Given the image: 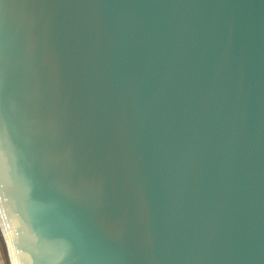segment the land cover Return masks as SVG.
<instances>
[{"label": "water", "instance_id": "1", "mask_svg": "<svg viewBox=\"0 0 264 264\" xmlns=\"http://www.w3.org/2000/svg\"><path fill=\"white\" fill-rule=\"evenodd\" d=\"M0 264H264V0H0Z\"/></svg>", "mask_w": 264, "mask_h": 264}]
</instances>
